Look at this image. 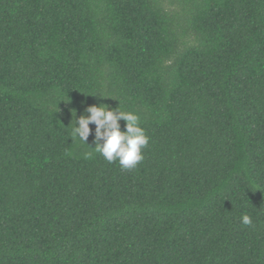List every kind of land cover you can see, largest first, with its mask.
<instances>
[{
    "label": "trees",
    "instance_id": "16d2710c",
    "mask_svg": "<svg viewBox=\"0 0 264 264\" xmlns=\"http://www.w3.org/2000/svg\"><path fill=\"white\" fill-rule=\"evenodd\" d=\"M0 264H264V0H0Z\"/></svg>",
    "mask_w": 264,
    "mask_h": 264
}]
</instances>
